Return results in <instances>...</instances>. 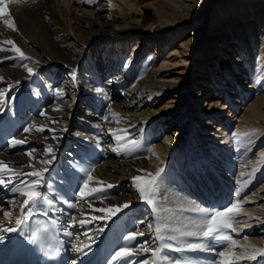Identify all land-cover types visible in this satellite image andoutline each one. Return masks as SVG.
<instances>
[{
  "label": "bare ground",
  "instance_id": "bare-ground-1",
  "mask_svg": "<svg viewBox=\"0 0 264 264\" xmlns=\"http://www.w3.org/2000/svg\"><path fill=\"white\" fill-rule=\"evenodd\" d=\"M87 1L97 5L98 0ZM101 1L103 2L101 6L106 4L110 9L106 15H102L104 21L112 24L110 30L100 31L101 36L117 37L116 41L124 44V47L129 38L137 36L142 47L149 42H156L162 49L173 46L169 47L168 50L171 51L166 56L163 55L157 67L151 70L150 75H146L145 78L143 76L136 78L129 89L121 90L120 94L125 95L122 101L111 100L112 87L120 89L124 84L130 85L133 74L128 68H132L136 63L133 60V53L131 52L125 61L122 73L110 79L112 80L110 87L101 85L103 74L99 73L97 68L95 69V64L83 61L84 51L88 56L90 51L86 45L87 38H91L92 34L86 30L91 21L77 13L70 4V0H67L66 7L62 6V8L61 0H23V2L15 3L13 0H8V12L0 13V93H3V97L0 98V162L11 169V171L0 170V178L5 181V184L0 185V224L2 227H17L16 220L21 216L24 199H26L12 191L13 183L8 181H13L15 187L22 191L28 185H21L19 182L33 179L32 176L27 175L28 173L48 168L50 171L44 175L43 183L38 190L49 198H53L54 206L49 209L47 205L41 204L34 211L51 210L53 214L66 222L65 233L72 244L71 250L81 249L77 252L79 261H85L94 252L104 256L108 252L104 254L102 252L111 247L114 249L113 256L120 247L132 246L135 254L130 257L128 264H137V262L143 264L144 261H148V264H154V261L156 264H169L168 259L153 257L152 250L161 247L163 243L175 247L176 245L171 243L173 240L171 237L176 234L182 237V233L197 231L200 227V221L204 217L194 209L211 210L197 201L195 203L186 197L182 199L180 194L184 191L179 187L180 185L174 187L169 184L171 173L169 166L173 163L166 160L168 149L163 145H155L153 148L146 145L147 141H153L148 140L147 136L151 126L160 121V119H154L158 111L151 106V99L154 96L160 97L173 88L187 91L188 82L193 78L186 77L171 81L164 77L161 70L167 67L169 61L167 58L177 47L181 49L178 52L186 53L193 40L183 36L186 27L202 17V21L194 23L195 30L200 29L201 24H198L204 23L216 0ZM232 1L236 0H227L228 4L217 14L215 12L213 14L214 16L222 15V21L214 26L217 30L215 32H218V36L222 38L216 43L211 42L210 39L206 40L205 35L195 39L201 47L211 53L210 57H213L202 69L201 79L198 80H202L203 86L199 92L210 93L217 84L225 89L232 80H245L246 87L253 88L251 91L247 90L246 94L255 92L252 102L241 109L244 114L238 118V114L232 115L228 112L225 117V119L232 117L237 120L235 129L237 134L234 137L229 136L225 131L227 142L230 145L243 144L247 149L255 141H251L253 137L244 136V134L255 126V119L258 118L261 103L264 102V93L257 94L258 91L264 90V33L258 35L255 50L253 40L246 43L245 38H251L253 26L264 27V0H237L236 4ZM229 6L235 7L229 8ZM238 11L240 14H237ZM236 14L241 18L253 17L255 22H247L245 26L240 27V24L232 22L234 19L232 17ZM94 19V24L100 27L101 24L96 23L97 17ZM13 23L14 28L9 26ZM227 23L230 24L227 26ZM211 24L213 25L212 22ZM113 27L115 28L112 29ZM7 41H12L13 44ZM14 46L20 48L29 59L20 58ZM231 56L234 57V65L229 60ZM105 57L107 56L103 57L104 64L111 65ZM215 59L221 62V72L219 68L215 69V66H219ZM101 62H103L102 59ZM24 64L33 69L32 74L22 66ZM82 64L86 66V69ZM252 65L253 68L250 67ZM229 73L231 75L227 78L226 75ZM212 82L216 85L213 83L214 86L211 88ZM96 85H98L97 88L94 87ZM56 89L62 90V98L57 97ZM186 96V102L182 108L189 111L196 108V103L191 102L188 93ZM102 99L106 102L104 103ZM211 100L213 105L218 101L216 97ZM224 108L225 104L222 103L216 110V116L217 111L221 112ZM75 112L78 114L74 115ZM216 116L209 113L203 122L204 125H214L216 123L213 121L214 118H218ZM185 119L182 121L184 122ZM225 119L214 125L223 133H225L223 125L226 126L227 123ZM193 123L191 122L189 132L192 136L193 133H198L193 128ZM33 125L35 128H32L29 133L24 132L25 127ZM159 126L155 128V133ZM41 127L45 131L36 130ZM259 130H264V127ZM239 135L242 138L236 139L235 137ZM53 136L56 139H53ZM117 136L123 139L118 140ZM14 139L26 142L14 145L12 143ZM184 139L178 137L176 141L183 140L184 142L180 144H183L186 150L197 142L194 136L189 138L186 135ZM67 140L70 143H67ZM132 141L136 142L135 145L131 143ZM122 144L127 145L126 150L114 151ZM48 145L54 149V160H51V156L46 152ZM201 148L204 149L199 147V151ZM34 149L33 156L27 155ZM205 151L209 150L205 149ZM215 151L217 150L211 149L209 154L204 156V159L208 160L207 169L211 175L218 172L220 162L216 158L223 155ZM258 153L262 154L261 162H264V149H260ZM44 160H51V163L45 164ZM192 164L190 167L196 169ZM262 166L263 164H259L258 170H262ZM82 169H87L89 172ZM159 169L163 171L159 181V195L156 196L157 198L154 197V205L158 210L154 211L152 205L140 197L133 177H145L148 174L155 176ZM207 169L205 168L204 171L207 172ZM195 172L198 173V171ZM207 173L203 176H207ZM89 174L92 179L88 181L86 191L94 188L102 189V191L82 198L79 195V189L84 186L83 182L88 179ZM214 180L220 181L219 178ZM166 184L170 189L163 193ZM108 185L113 187L109 188ZM64 201L76 206L70 208ZM137 202L144 204L143 207L135 208L134 203ZM167 203L177 212L173 208L160 207L159 209V206ZM125 204L129 207L125 208ZM184 207L190 209L191 212L188 215L178 213L179 210L183 211ZM112 208H119L121 211L108 219L110 213L107 210ZM4 212H9L10 215L5 216ZM256 217L259 219L258 224H263V219ZM81 221L85 223L81 224ZM244 221H247V218ZM250 224H253L252 220L243 222L245 226ZM157 227L161 229L160 235L164 237L163 240L156 236ZM74 232L79 234L78 238L73 235ZM130 232H142L144 235L138 236L135 240H126ZM202 238L188 236L183 240L195 242ZM241 242L242 245L246 243L249 247L244 248V245H241L243 248L233 251V247L227 246L225 255L219 256V264H252V261L260 254L255 259H248L252 253L251 249L263 250L262 247L257 246L261 244L259 239L247 237ZM145 245L149 251L142 250ZM210 246L211 242L206 247L203 244L201 249ZM206 252L212 253L209 249ZM233 253L240 259L233 261V258H237ZM162 256L164 257V251Z\"/></svg>",
  "mask_w": 264,
  "mask_h": 264
},
{
  "label": "rangeland",
  "instance_id": "rangeland-1",
  "mask_svg": "<svg viewBox=\"0 0 264 264\" xmlns=\"http://www.w3.org/2000/svg\"><path fill=\"white\" fill-rule=\"evenodd\" d=\"M66 1L61 0L60 2L61 8L62 6L66 7ZM236 1H232V2L236 4ZM91 2L92 1H87V0H70V4L73 5V7L75 8V11L81 14V16L82 15L85 16L86 20L91 21L89 26H87L88 30H86L87 32H91L92 34L91 38L90 37L87 38L88 44L86 45V47L89 48L90 51H89V56L86 53V51H84L83 61H86V63L90 62L92 65L95 64L94 65L95 69L97 68L99 73L103 74L101 78V85H104L106 86V88H108L110 87L109 85L112 81L110 79H112V77L115 78L117 77V75L122 73L125 61L128 59L129 55H131L130 53L131 52L133 53V57H134L133 60L136 63L134 64L132 68H128V69H131V74H133L132 79L130 81V85L127 86V84H124V86L121 87L120 89L112 87L113 89H112V94H111V100L122 101L124 100L125 95L120 94L121 90H127V88L129 89L131 87V83L134 80H136V78H140L142 76L143 78H145L146 75H150L151 70L157 67L158 61L163 57V55L166 56V54L169 53V51H171V50H168L170 49L169 47H173V46H168L167 48L162 49V47H160L159 44H157L156 42H152V43L149 42L145 46L142 47L140 46V39H138V36H137V37L129 38L127 42L125 43L127 45L124 47V44H122L121 42L118 43L116 41L117 37L109 38L110 36L109 37L101 36L100 34L101 30L111 29L112 24L109 21H106V20L104 21V17L102 16V15H106L110 9H108V5L106 4L101 6V4L103 3L101 0L97 1V5H94ZM215 2L216 3H214V5L212 6L213 10L211 9L210 12L207 14L206 16L207 19L203 21L204 23L198 24V25L201 24L200 29L195 30L196 28L194 26L195 25L194 23L202 21V17L200 19L195 20L190 26L186 27V31L183 34V36H187L193 39L191 42L192 44L190 43V47L186 50V53H183L182 51L178 52L181 49L180 47L179 49L177 47V49L173 53H170L169 58H167L169 60L167 67L161 70L163 71L162 74L164 75V77L170 79L171 81H177L179 78H186V77H191L193 79L189 80L188 85H187V91L173 88L169 92L163 94L162 96L160 97L154 96L151 99V104H152L151 106L153 107L154 110L158 111L154 119H157V120L160 119V121L159 123L157 122L158 124H153L151 126V130L149 134H147V136H148V140H153V141L151 142L147 141L146 145L149 146L150 148H153L155 145H163V147L165 146L168 149L166 160L173 163L169 166L171 167V169L169 170V172L171 171L170 177H169V180H170L169 184L173 185L174 187H178L180 185L179 187H181V189L184 192H182V194L178 192L177 193L181 195L182 199L186 197L188 199L193 200V202L195 203L197 201L204 207L208 206L207 203L203 204L202 203L203 201L200 202L198 200H202V198L203 199H206V198L202 197L201 195L199 196L194 195L195 198H193L192 194H194L195 191L194 193L189 192L191 191V188H189L188 185H191V183L198 184L199 182L201 183L204 182L205 175L203 176V174L204 173L206 174L207 172L202 171L201 173L200 171L204 166H205L204 169L205 168L207 169L208 160H205L204 156H207L211 149L217 150L215 152L220 155L223 154L224 156L222 155L221 157H218L217 160L220 162L219 163V175H220L219 177L222 176L223 180H226L224 182L226 184H223V186L226 185L225 186L226 190H224V188H220V189L222 190V192H224V196H225V192L227 190L228 191L233 190L234 192V189L240 186V188H238V192L240 193L238 198L245 195L240 200V202L234 201V203H238L239 207L236 209V213L234 216L235 220L233 219V222L231 220L232 215L230 216L229 213L226 214L227 217L230 216L229 222L231 223L232 227L236 228V230H243L244 232L242 237H239L236 239L234 238L238 242H235L234 245L231 244L228 247H233V251L234 250L238 251L243 247L245 248L248 244L243 243L244 245L243 246L241 244L242 243L241 241L249 237L252 239H259V241H261V244H257V246L262 247L264 250V222H262L263 224H258L259 219L256 217L258 216L260 219H263L264 221V162H261L262 154L258 153L260 149L262 150L264 149V134H263L264 130H259L260 128L264 127V102L261 103L262 106L260 108V114L258 115V118L255 119L256 120L255 126H252L250 131L247 132L248 137H253L251 141H255V142L252 143V145L249 148L245 149L243 144L237 145L238 144L237 143L234 145H230V143L227 142V139L225 138V135H227V133L229 134V136H232V137H234L237 134L235 130L237 127L236 126L237 120L236 118L232 119V117H229V118L227 117V119H225V117L227 116L228 112L232 113V115L234 113L238 114L239 115V116L237 115L238 118L240 117V115L244 114V111L241 109H243L244 106H248L249 103L252 102L255 91H252L253 93L251 94L250 93L246 94V93L248 91H251L253 88L251 86L246 87L247 84L245 83V80L243 81L232 80L225 89L220 87L219 84L216 85L214 82H212V84H210V87L212 88L214 84L217 87L215 86V89L213 88L210 91V93L202 94L201 92H199L201 91L203 85H201L202 80H198V79H201V74L203 71L202 69L206 67V62H208V60H212L213 57L212 56L210 57L211 53L206 51L203 47H201V45L198 43V41L196 42L195 39L198 37L202 38L205 35L207 36L206 40L210 39L211 42L216 43V41L222 38L218 36V32H215L217 30L214 27L219 24V21H222L221 20L222 15L214 16L213 14L214 12L217 14L220 11V9H222L224 6L228 4V2L227 0H216ZM237 3L239 4V2ZM230 7H235V6H229V8ZM98 9H101V10H98ZM237 14H240V11H238ZM237 14L234 15V17H232L234 18L232 19V22L234 24L235 23L240 24L239 25L240 27L245 26L247 22L249 23L255 22V19L253 17H250V19L247 17L241 18L240 15L238 16ZM94 17L95 18L97 17L96 23L98 22V24H101L100 27L97 24H94L93 22L95 20ZM211 22L213 23V25L211 24ZM229 24L230 23H227L226 25L228 26ZM255 26H253V34L251 38L249 37L245 38L246 43L252 42L253 40V47H255L254 50L256 49V45L258 42V39H257L258 35L260 36L261 33H264V27L258 26L256 28ZM114 28L115 27H113L112 29ZM244 30H246V28ZM69 32L71 33V30ZM226 38L228 39L230 37H226ZM228 41L226 42L228 43ZM102 56L103 57L107 56L105 57V59H107L111 63V65L109 64L105 65L104 58ZM88 57L91 58L92 60L89 59ZM250 57L252 56L250 55ZM101 59L103 60V62H101ZM226 60H228L227 56H226ZM229 60L231 61L232 65H234L235 63L234 57L231 56V59ZM248 60H250L249 57H248ZM215 61H217V64H219V66L218 65L215 66V69L219 68L218 70L221 72V69H220L221 62L218 59L217 60L215 59ZM250 67L253 68V65ZM83 68L86 69V66L83 65ZM231 70H233V68ZM213 73H215V71ZM229 75H231V73L227 74L226 77L229 78L228 77ZM193 80H196V81L193 82ZM237 84L240 86H238ZM94 87L97 88L98 85ZM186 93L189 94V99H191V102L196 103V108L190 111L188 109L186 110L182 108L184 106L183 104H185L186 102V98H187ZM262 93H264V90L257 92V94L259 95ZM213 97H216L218 99V101L214 105L211 104V101H212L211 99ZM102 101L104 103L106 102L104 99H102ZM222 103L225 104V108L222 110L223 112L217 111L218 118H214L213 121H215L216 122L215 124H217L218 122H221L222 120L225 119L227 123L225 124L226 126L223 125V130L224 132L226 131L227 133L226 132L223 133L222 131H219V128L217 129V127L214 126L215 124L212 126L210 125L206 126L204 125L205 123H203L206 116L209 113L216 116V110L219 106L222 105ZM80 108L81 107H79V109ZM196 113H198V115H196ZM77 114H78L77 112L74 113V115H77ZM184 118L186 119L183 122L182 119ZM191 122H194L193 128L195 129L196 132H198V133H193L194 139L197 142L195 143V145L192 144L190 149L186 150L185 146L183 144H180L182 143L183 140H179V141H176V140H178V137H181L184 139L186 135H188L189 138L193 137L192 135H189ZM157 126H159V128L157 129L155 133V128ZM218 126L221 127L222 125H218ZM71 128L73 129V127ZM258 133H261V134H258ZM170 137L172 139H170ZM235 138L237 139V137ZM67 143H70V142L68 141ZM199 147H204V149L201 148V151H199L198 149ZM205 149L209 151L207 152L205 151ZM212 155L210 157H212ZM191 163H193L192 165L196 167V169H193L192 167H190ZM259 164H263L262 166L263 171L258 170ZM54 169H56V167H54ZM194 170L198 171V173H196ZM198 174H200V176H198ZM212 175L210 174L209 176L212 177ZM254 178H257L256 179L257 183L259 182V184L256 186H255V183H253L255 182ZM215 181L218 182L219 180H215ZM221 182H222V179H221ZM218 185L219 184H217L216 187ZM251 186H252V189L250 191L249 189L251 188ZM241 187L243 188L241 189ZM165 188L166 189H163L164 190L163 193H165L167 189H170L168 188L167 184ZM210 188H211L210 186L207 187V189H210ZM219 192L220 190L217 189V191L215 192V195L218 196ZM176 194L174 196L175 198L177 197ZM209 194L210 195L208 197V201L209 199H212V202H214L215 200L214 195H213L214 193H209ZM103 198H106V197H103ZM222 198L224 199V197ZM220 199L221 197H219V200ZM134 204H135V208H140V207H143L144 205L138 202ZM230 206L231 205H228L226 208ZM160 207L162 209L164 207L170 208V209L173 208L172 205H169L168 203L164 204L163 206L162 205L159 206V209ZM152 208H153V205H152ZM157 210L158 209L155 208L154 211H157ZM173 210L175 209L173 208ZM175 211L177 212V210ZM220 211H223V210L221 209ZM190 212H191L190 209L185 208V207L183 208V211H180V210L178 211V213H184L186 215H188V213ZM246 218H247V221H244ZM251 220L253 221V224L246 225V226L243 225V222H248V221L251 222ZM256 222H257V225L255 226ZM241 226H244V227L241 228ZM248 226H251V227L248 228ZM221 232H224V231H221ZM73 235L76 238H78L77 236L79 234L77 232H74ZM174 236L176 237L174 241L178 243L177 246L175 247L179 246L181 249H184L183 251H178V252L182 253L186 261L191 262L192 264H207L206 260L208 259H206L205 256L203 257L202 255L207 253L206 250H208L209 247L206 249L199 248L200 251L199 250L196 251L195 249L191 251L190 249H188L187 246L188 244H196V243L202 244L203 243L204 246L206 247V245L210 244L212 239L202 238L199 240L197 239L195 242H192V241L186 242V240H183V239L187 238L188 236L183 235L182 237H179V235L177 234ZM163 245H167V244L163 243ZM241 245L243 247H241ZM228 247H224L221 252L224 253L225 249ZM251 250H254V249H251ZM209 251L212 252L209 254H214L211 248L209 249ZM221 252L218 254L216 253V256H218V260H220L219 256H221ZM188 253L195 254V255L197 254L198 256L192 257L194 259V261H192L191 258H188L190 256ZM233 255L237 256V254H234V253ZM257 257H261L264 260L263 255L261 256L258 255ZM195 258H197V260H195ZM239 259L240 257L239 258L235 257L232 260L236 261ZM254 261L255 260H253L252 263ZM167 262L169 263V261Z\"/></svg>",
  "mask_w": 264,
  "mask_h": 264
},
{
  "label": "snow or ice",
  "instance_id": "snow-or-ice-1",
  "mask_svg": "<svg viewBox=\"0 0 264 264\" xmlns=\"http://www.w3.org/2000/svg\"><path fill=\"white\" fill-rule=\"evenodd\" d=\"M13 2H23V0H13ZM8 12V0H0V13H7ZM5 23H9L8 21H5ZM10 27H15L14 23L9 25ZM9 44H13L12 41H7ZM15 51L19 53L20 58L22 59H29L28 57H25L24 53L21 51L20 48L15 47ZM30 74L33 73V69L29 68L27 64L22 65ZM99 91V90H97ZM56 95L58 98H62L63 92L60 89H56ZM3 97V93H0V98ZM42 115L44 113H41ZM54 119V118H53ZM32 128H35V126L31 127H25L24 132L29 133ZM39 132L45 131L44 128H37L36 129ZM54 131V130H53ZM248 134H244V136H247ZM242 137L237 136V139H241ZM53 139H56L55 136H53ZM118 140H122L123 137L117 136ZM25 140H13V144H23L25 143ZM133 145H135V141L131 142ZM127 145H120L119 149H114V151L117 150H126ZM35 149L33 151H30L27 153L30 157L33 156ZM46 152L48 155L51 156V160L55 159V154H54V149L52 148L51 145L47 146ZM51 160H44L43 163L45 164H50ZM0 170H7L11 171V169L8 168L6 164L3 162H0ZM50 171V169L45 168L39 171H35L32 173H28L27 175H30L33 177L31 180H26V181H20L19 183L21 185L27 184L28 187L25 188L24 190L17 189L15 187V183L11 180L8 181V183H13V188L12 191L17 192L19 195L26 197L24 199V207L21 210V216L20 218H17L16 220V225L17 227H8L6 229H3L0 231V241L4 239L3 232H17V234L23 233L24 239L27 240V243L32 244V245H40L42 243L43 235L48 231V226L41 223L37 222L38 226L36 228L31 229L30 231L25 230V226L27 224V221L31 218V216L34 214V210L37 208L38 205L44 204L47 205L49 209H51L54 206V200L53 198H49L45 193L40 192L38 189L40 188L41 184L43 183V177L45 174H47ZM82 171L89 172L87 169H82ZM163 170L158 172L155 176H152L151 174H148V176L141 177V176H135L133 177V181L136 184V187L139 191L140 197L147 202L150 205H153V210H155V205H154V197L159 195V181L161 177V173ZM92 177L89 174L88 179L84 180L83 184L84 186L79 189V195L80 197H88L91 196L92 193H99L102 191V189L99 188H94L86 191L88 188V181L91 180ZM5 184L4 179L0 178V185ZM109 188L113 187L112 185H108ZM64 203H68L67 201H64ZM76 205L68 203V207L74 208ZM124 207H129V205L125 204ZM239 207L238 203L232 204L230 207L225 208L223 211L220 210H214V211H209L205 208H198L194 209L195 211H198L199 213L202 214L204 219L200 221V227L198 228L197 231H189L186 233H182V235L186 236H201L205 239H214L217 240L218 242H223V241H231L232 237L229 235H220L219 233L222 231L223 228H232L231 223L229 222L230 218H225L226 214L234 212L237 208ZM100 211H105L104 209H100ZM110 215L107 217L110 219L112 216H115L121 209L119 208H112L108 209ZM5 216H9V212H4L3 213ZM45 215H47V211L45 212ZM104 217H102L103 219ZM85 223V221H81V224ZM143 223V221L141 222ZM52 225H55V221H52ZM151 227V225H149ZM161 229L157 227L156 229V236L158 239L163 240L164 237L160 235ZM144 235L142 232H130L128 236L125 238L126 240H135L138 236ZM171 239L175 240L176 237L173 236ZM233 245L235 244V241H232ZM165 247H172L171 245H162L161 247H158L154 250H152V256L153 257H161L163 253V249ZM188 249H199L203 247L202 244L196 243V244H188ZM143 251H149L148 247L145 245L143 246ZM176 251H183L184 249L181 248H176L174 249ZM77 252H80V248H76ZM247 251V249H246ZM50 255H55L57 252L50 251ZM135 254V249L132 246L128 247H120L119 251L115 252V255L111 257V261L114 262V264H128L129 259L131 256ZM264 255V250H258L254 249L252 250L251 255L248 256V259H255L256 256ZM225 253L221 252V256H224ZM139 264V262H137ZM143 264H148V261H144ZM154 264L156 262L154 261ZM179 264V262H177ZM187 264V262H185Z\"/></svg>",
  "mask_w": 264,
  "mask_h": 264
}]
</instances>
